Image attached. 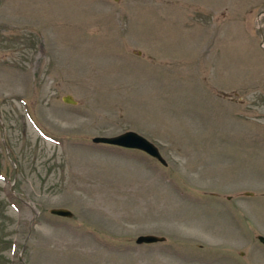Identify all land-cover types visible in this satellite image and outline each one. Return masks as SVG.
<instances>
[{"label": "rangeland", "instance_id": "obj_1", "mask_svg": "<svg viewBox=\"0 0 264 264\" xmlns=\"http://www.w3.org/2000/svg\"><path fill=\"white\" fill-rule=\"evenodd\" d=\"M263 10L0 0V264H264Z\"/></svg>", "mask_w": 264, "mask_h": 264}, {"label": "water", "instance_id": "obj_2", "mask_svg": "<svg viewBox=\"0 0 264 264\" xmlns=\"http://www.w3.org/2000/svg\"><path fill=\"white\" fill-rule=\"evenodd\" d=\"M264 13V10L261 12ZM263 42V38H262ZM63 100L69 103H75L76 101L70 96H63ZM94 143L107 144L118 146L128 149L140 150L149 156L157 159L161 164L165 165L166 161L160 153L158 147L151 142L146 137L142 136L136 131L127 130L112 136H95L92 138ZM246 194L251 195V192H246ZM51 214L62 216V217H72L73 212L67 208L56 207L49 210ZM166 238L164 236H159L156 234H141L137 236L136 243H155L164 241ZM257 239L264 244V236L257 235Z\"/></svg>", "mask_w": 264, "mask_h": 264}]
</instances>
